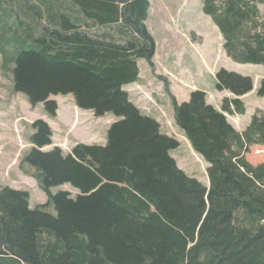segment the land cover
<instances>
[{
	"label": "trees",
	"instance_id": "trees-1",
	"mask_svg": "<svg viewBox=\"0 0 264 264\" xmlns=\"http://www.w3.org/2000/svg\"><path fill=\"white\" fill-rule=\"evenodd\" d=\"M67 1L79 16L49 2L53 27L41 36H15L14 91L32 106L43 103L50 117L59 109L51 97L72 94L79 108L119 120L106 145L76 143L68 154L60 146L46 150L54 143L46 120L32 124L33 146L23 163L35 170L57 214L47 204L31 208L28 190L0 187V264H264V161L255 165L246 157L252 146H264V111L243 132L224 113L246 112L241 97L254 89V79L217 71L216 88L236 96L223 100L222 111L199 89L189 101L173 99L177 125L208 162V189L171 155L180 141L123 88L139 81V59L155 67L156 43L145 24L150 1ZM202 2L226 54L264 65V0ZM80 17L121 24L131 38L92 35L81 29ZM257 93L264 96V79ZM64 184L78 195L51 191Z\"/></svg>",
	"mask_w": 264,
	"mask_h": 264
},
{
	"label": "rangeland",
	"instance_id": "rangeland-1",
	"mask_svg": "<svg viewBox=\"0 0 264 264\" xmlns=\"http://www.w3.org/2000/svg\"><path fill=\"white\" fill-rule=\"evenodd\" d=\"M149 1L151 6L145 24L156 43L153 58L155 67H151L145 59H139V81H145L151 96L159 102V107L164 106L162 108L166 118L161 124L163 130L169 129L172 136L181 142L179 148L171 151L178 166L188 175L209 186L208 162L193 148L185 132L175 121L172 102L173 99L181 102L182 96L172 93L171 83L176 79L182 86L190 87L191 92L201 87L216 94L219 92L216 88V73L220 69L251 76L262 82L264 65L239 63L226 54L217 27L211 17L203 11L202 0ZM49 2L54 3L57 9L61 7L75 16L81 14L80 10L67 0H0V187L28 190L31 195V208L47 204L46 210L56 215L54 204L50 203L48 195L34 177L35 170L23 163L24 157L33 146L30 142L34 133L32 124L40 118L46 120L54 132V146H49L46 150L60 146L64 154H68L76 143L106 145L108 131L113 121L119 118L113 113L96 116L91 110L84 109H80L85 112L82 115L84 117H77L74 107L71 106L74 102L72 94L51 97L67 104V108L61 107L56 117H50L43 103L32 106L25 94L14 91L12 70L17 51L14 38L17 35L26 37L28 34L41 36L45 28L53 27L48 20ZM33 6L40 7V12L36 13L35 9H31L27 13ZM260 9L264 19V5H260ZM86 22L91 25L90 28ZM80 23L83 31L95 36L119 42L131 38L128 30L122 29L121 24L96 25L85 18ZM161 64L165 65L162 70L159 68ZM171 65L177 72H174L176 76H171L170 71H165ZM180 70L187 72V82L178 78L181 76L178 73ZM209 98L213 100V96L210 95ZM246 99V114L236 116L237 123L240 124L242 120L245 127L250 124L258 108L264 110V96H258L254 92L253 96ZM79 120L82 122H78ZM246 157L255 165L263 162L264 146H252ZM61 190L70 191L73 197L79 193L71 184L51 189L54 194Z\"/></svg>",
	"mask_w": 264,
	"mask_h": 264
},
{
	"label": "crops",
	"instance_id": "crops-1",
	"mask_svg": "<svg viewBox=\"0 0 264 264\" xmlns=\"http://www.w3.org/2000/svg\"><path fill=\"white\" fill-rule=\"evenodd\" d=\"M212 19V18H211ZM213 21V20H212ZM214 22V21H213ZM215 24V23H214ZM215 26L217 27V33L220 35V39H223V43L221 44L222 45V47H223V49H224V37H223V35H222V33L220 32V30H219V28H218V26L215 24ZM200 43H198V45H199ZM202 44V43H201ZM171 63H173V60H171ZM165 65H163V64H161V66L159 67L161 70H162V68L164 67ZM165 71H167V72H171V76H176V75H174V67L171 65V66H169V67H167L166 69H165ZM176 74H177V72H175ZM180 75V77H178L179 79H181V80H185V82H187L186 80V73L187 72H185V71H182V70H180L179 72H178ZM140 77H141V73H140ZM140 80H141V78H140ZM170 80L172 81L173 80V78L171 77L170 78ZM189 82V81H188ZM149 83H151V82H149ZM190 83V82H189ZM260 84H261V81L260 80H255L254 79V89L250 92V93H248V94H246V95H244L243 97H242V100L244 101V103H245V106H246V112H247V110H248V106H247V97H251V96H253L254 95V92H255V94H258L257 92H258V89H259V87H260ZM198 86V85H197ZM196 86V87H197ZM186 87V88H185ZM182 86L179 82H177L176 81V79L171 83V91H172V93L173 94H175L176 96H182V100H181V102H179V103H182V102H184V101H188L189 100V97H190V95H191V90H189L190 89V87H188V86ZM126 91H128V93H129V95H130V98H131V100L140 108V110L142 111V113L143 114H146V115H148V116H152V117H154L155 119H157V121L160 123V124H163L162 122L164 121V118H166L165 117V115H164V112H163V108L162 107H164L163 105H161V107H159V102H157V100H155L152 96H151V94H150V92H149V88L147 87V85H146V82L145 81H143L142 83H140V81H137V82H134V83H131V84H128V85H125L124 87H123ZM198 89H203V90H205L204 88H201V87H198ZM218 90V89H217ZM206 91V93H207V99H208V103H210V104H212L213 106H215L217 109H219V110H221L222 111V104H223V100L226 98V97H228V98H235L236 96L233 94V93H231L230 91H227V90H223V91H219L218 93H216L215 94V92H208L207 90H205ZM230 94H231V96H230ZM69 95V94H68ZM213 96V100L212 99H210L209 98V96ZM57 96V95H56ZM259 96V95H258ZM74 97V96H73ZM57 100V99H56ZM73 103H71V106L72 107H74V109H75V113H76V116L77 117H84V116H82L83 115V113H85V112H82L80 109L81 108H79L77 105H76V102H75V98H73ZM58 102V101H57ZM170 103V102H169ZM58 105H59V109H58V112L60 111V108L61 107H66L67 108V104H65V103H63V102H58ZM257 110H262V109H260V108H258ZM257 110H256V112H257ZM262 111H264V110H262ZM57 112V113H58ZM92 113H94L93 111H91ZM246 112L244 113V114H246ZM225 113V115L227 116V118H228V120H229V122H231L236 128H237V130H239V131H244L245 130V128H247V126L245 127L244 125H243V122H242V120H241V122H240V124H238L237 123V118H236V116H242V115H244V114H238V113H227V112H224ZM91 114V113H90ZM79 115V116H78ZM117 121V120H116ZM116 121H113V123L114 122H116ZM78 122H82L81 120H79ZM112 123V124H113ZM161 129H162V132L163 133H165V134H168V135H170V136H172V134H171V132L169 131V129H167L166 131L165 130H163V128L161 127ZM181 143V142H180ZM54 144V143H53ZM52 144V145H53ZM51 145V146H52ZM76 145V144H75ZM50 146V147H51ZM54 146V145H53ZM49 148V147H48ZM72 151V149L68 152V153H70Z\"/></svg>",
	"mask_w": 264,
	"mask_h": 264
},
{
	"label": "water",
	"instance_id": "water-1",
	"mask_svg": "<svg viewBox=\"0 0 264 264\" xmlns=\"http://www.w3.org/2000/svg\"><path fill=\"white\" fill-rule=\"evenodd\" d=\"M208 187V189L210 188V185L209 186H207Z\"/></svg>",
	"mask_w": 264,
	"mask_h": 264
}]
</instances>
